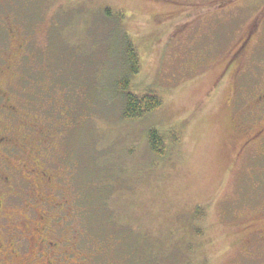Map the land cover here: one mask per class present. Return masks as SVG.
Listing matches in <instances>:
<instances>
[{
  "label": "rangeland",
  "instance_id": "obj_1",
  "mask_svg": "<svg viewBox=\"0 0 264 264\" xmlns=\"http://www.w3.org/2000/svg\"><path fill=\"white\" fill-rule=\"evenodd\" d=\"M124 36L140 61L130 91L162 100L138 119L122 117L115 89ZM263 89L264 0H0L14 113L0 124L26 132L27 171L50 178L22 181L17 142L4 147L9 226L47 227L56 264H264V150L243 149L240 127Z\"/></svg>",
  "mask_w": 264,
  "mask_h": 264
},
{
  "label": "flooded vegetation",
  "instance_id": "obj_2",
  "mask_svg": "<svg viewBox=\"0 0 264 264\" xmlns=\"http://www.w3.org/2000/svg\"><path fill=\"white\" fill-rule=\"evenodd\" d=\"M251 100L252 102L248 103L247 110L255 115V120L252 122V125L250 124L249 126H240L246 134V139L243 142L242 148L247 149L248 147H251L254 149V146L256 147L257 145L259 148L254 150L255 152H260L264 150V89L259 91L257 96H253ZM12 112V105L8 103L4 93L0 92V115L4 118L11 117V115L14 114ZM18 122L23 128L32 127L34 129V126H36L35 129L41 131L40 126L35 123H29L24 119H18ZM19 131L21 136L18 137L17 141L15 137L12 136V134L10 135V133H14V130H11L8 126L4 127L0 124V166H4L5 169H10L11 171L15 172V170H12V167L9 166V154L14 153H9L3 149L7 146H11L13 148V145L17 142V145L15 144L18 146V149L16 150L19 151L17 155L21 158H24V162H22L23 168L20 167V170L24 169L25 177H21V180L28 184L29 178H27V176L35 175L36 178L38 177L42 180L44 178L48 182L50 180L49 176H47L45 172L40 171V168L32 167L30 169L28 168L29 170L27 171V164L29 165V163L32 161V158L36 160L37 157L32 156L33 148L27 141V137L25 136L26 132L23 130ZM23 154L25 155L23 156ZM16 170L20 172V170ZM26 172L28 173L26 174ZM0 173L2 174V178L0 177L2 182L0 183V186L6 188V180H9L8 174H4L2 172ZM12 188L13 186L8 187V193H10V195H12ZM0 196V231H5L7 236V239L6 241L4 240V242L2 241V238L0 239V264H6L8 260H12L13 263L10 264H56V254L53 250V245L55 243L51 240H48V233L44 232L45 230H48L47 227L41 225L39 228L32 227L29 229L26 227V224L23 220H19V222H17L19 229L15 227L12 228L9 226V212L7 209H4V202L2 201L5 195L4 193L0 192ZM32 210H34V208ZM9 227H11L12 230H10ZM39 230L41 231L40 234L36 232ZM260 236L262 239H264V231L260 232ZM25 246L27 249H29L28 251L24 248ZM43 248L48 249L47 252H42ZM25 252H27L26 254H31V257L25 259ZM37 256L39 260L38 263L34 261V258ZM51 256H54V258Z\"/></svg>",
  "mask_w": 264,
  "mask_h": 264
},
{
  "label": "trees",
  "instance_id": "obj_3",
  "mask_svg": "<svg viewBox=\"0 0 264 264\" xmlns=\"http://www.w3.org/2000/svg\"><path fill=\"white\" fill-rule=\"evenodd\" d=\"M121 42L123 43L122 51L125 57L126 72L117 79L115 89L122 97V117L124 119H138L160 107L162 100L152 90H145L142 93L130 91V79L138 73L140 61L134 40L124 36L121 38ZM147 140L151 152L159 155L164 153V137L158 130L150 128L147 131ZM201 215L202 208L197 207L195 216L201 217Z\"/></svg>",
  "mask_w": 264,
  "mask_h": 264
},
{
  "label": "bare ground",
  "instance_id": "obj_4",
  "mask_svg": "<svg viewBox=\"0 0 264 264\" xmlns=\"http://www.w3.org/2000/svg\"><path fill=\"white\" fill-rule=\"evenodd\" d=\"M152 93V92H151Z\"/></svg>",
  "mask_w": 264,
  "mask_h": 264
}]
</instances>
